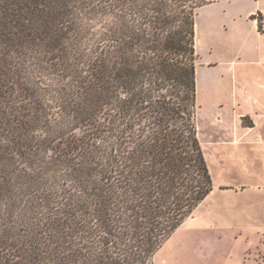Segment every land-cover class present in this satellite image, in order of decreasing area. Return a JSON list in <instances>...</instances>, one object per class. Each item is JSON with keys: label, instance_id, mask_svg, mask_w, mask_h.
I'll return each instance as SVG.
<instances>
[{"label": "trees", "instance_id": "trees-1", "mask_svg": "<svg viewBox=\"0 0 264 264\" xmlns=\"http://www.w3.org/2000/svg\"><path fill=\"white\" fill-rule=\"evenodd\" d=\"M215 1L0 0V264H154L213 189L195 18Z\"/></svg>", "mask_w": 264, "mask_h": 264}, {"label": "crops", "instance_id": "crops-1", "mask_svg": "<svg viewBox=\"0 0 264 264\" xmlns=\"http://www.w3.org/2000/svg\"><path fill=\"white\" fill-rule=\"evenodd\" d=\"M254 9L250 19L261 22L263 36L264 0ZM237 53L256 73L239 75L231 93L211 99L209 134L205 140L198 135L209 171L217 162L220 180L210 172L213 189L194 209L190 226L208 233L204 243H221L216 264H264V43L242 44Z\"/></svg>", "mask_w": 264, "mask_h": 264}, {"label": "rangeland", "instance_id": "rangeland-1", "mask_svg": "<svg viewBox=\"0 0 264 264\" xmlns=\"http://www.w3.org/2000/svg\"><path fill=\"white\" fill-rule=\"evenodd\" d=\"M255 7L257 0H220L197 10L195 122L203 140L210 131L209 114L215 109L211 99L226 96L227 90L231 93V87L239 75L256 73V66L243 65L237 55L242 44L264 43V35H260L256 21L250 19V13L257 12ZM210 167L211 174L219 181V165L212 161ZM192 216H189L156 252L154 264L217 263V258L213 257L220 255L223 246L218 241L210 245L204 243L201 236H205L206 232L191 229Z\"/></svg>", "mask_w": 264, "mask_h": 264}]
</instances>
